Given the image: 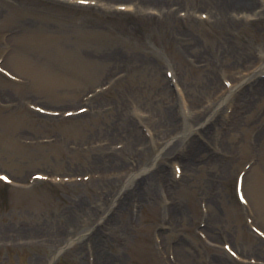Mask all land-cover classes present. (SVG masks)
I'll use <instances>...</instances> for the list:
<instances>
[{"label": "rangeland", "instance_id": "1", "mask_svg": "<svg viewBox=\"0 0 264 264\" xmlns=\"http://www.w3.org/2000/svg\"><path fill=\"white\" fill-rule=\"evenodd\" d=\"M207 3L105 0L81 6L0 0V68L14 78L0 72V174L12 179V184L0 182V264H102L90 236L97 228L102 232L106 206L97 217L76 220L78 225L69 219L79 216V208L98 205L102 196L110 203L123 198L135 173L144 181L145 196L116 215L115 229L104 231V258H111L107 264H216L214 259L223 256L232 259L230 264H264V239L252 230L264 232V197L256 192V182H264V98L248 109L237 99L236 107H218L224 90L248 72L238 65L239 54L249 53L254 60L264 56V18L239 14L243 24L232 32L217 24ZM159 4L171 10L169 18ZM257 10L262 12V6ZM31 37L38 39L29 41ZM195 53L207 54L209 61L201 62ZM167 72L175 77L172 82ZM208 74L216 81L214 97ZM255 80H264V73L254 74L251 82ZM165 86L168 90L161 89ZM102 87L109 88L97 92ZM241 88L234 87L236 93ZM176 90L186 116L175 108L182 124L169 138L156 125L165 101L179 105ZM191 101L201 107H191ZM34 107L52 113L41 114ZM82 108L87 112L65 116ZM235 108L237 123L232 126L228 117ZM199 110L207 114V122L220 114L222 120L211 135L200 137L209 146L201 156L205 163L185 171L181 162L165 156L163 147L168 141L188 140L197 133L194 125L201 129L188 116ZM129 120L145 144L128 143L118 133ZM110 128L116 130L113 136L107 135ZM258 133L261 138L255 139ZM107 152L119 157L129 175L111 178V195L99 183V169L89 165ZM210 153L213 159L207 161ZM174 162L182 169L180 177L174 174ZM143 166H148L146 172ZM160 168L178 183L162 188L154 177ZM35 173L49 180H33ZM240 173L247 206L235 195ZM85 176L89 179L83 180ZM173 201L183 214L170 224L165 207ZM179 240L184 245L177 252ZM69 243L52 262L55 251ZM224 244L241 258H232Z\"/></svg>", "mask_w": 264, "mask_h": 264}, {"label": "bare ground", "instance_id": "2", "mask_svg": "<svg viewBox=\"0 0 264 264\" xmlns=\"http://www.w3.org/2000/svg\"><path fill=\"white\" fill-rule=\"evenodd\" d=\"M105 0H95V2H104ZM148 1V0H147ZM207 4H211L212 8L214 9V13L212 14L215 17V21H217V24H219L220 26L224 27V28H229L230 31L235 32L240 28V25L242 26L243 22H239L238 15L243 13V19L247 18L248 15H251L254 13V15L258 16V18H264V4L262 2V0H207ZM107 3V2H106ZM123 3V2H122ZM117 4V3H114ZM162 5L160 6L159 9H161V13L163 14V17L165 19L169 18V16L172 14L169 9H165L166 6H164L163 4H159ZM260 6H262V12H259L257 10V8H259ZM239 8V10H237ZM236 10L238 11L236 13V15H234V13L236 12ZM259 12V14H255V12ZM240 11V12H239ZM211 12V10H210ZM164 13H170V14H164ZM241 17V18H242ZM258 19V20H259ZM237 25V26H236ZM38 38L36 37H31L29 38V41L32 40H36ZM241 50H239L240 52ZM194 58L196 59H202L200 60L201 62H208L209 61V57L207 56V54L205 53H195L194 54ZM208 57V58H207ZM196 59H194L196 61ZM241 59V60H240ZM239 64L238 65H242L247 67L248 72L244 75L241 76L239 78V80H236L235 83L232 85V87H230L229 90L225 89L223 94L219 97L220 99V104H218V107L221 104H225L227 103L228 107L230 105H234L236 107V102H233V100L237 99V102L239 103V106L242 109H248V107L255 101L260 100L261 98H264V80H255L251 82V79L254 78V74L257 73H264V56H262V58L260 59H251V56L249 55V53H240L239 54ZM215 64V63H213ZM250 68H254V70L252 71V69ZM175 78V77H174ZM207 82H214L213 86H210V89L213 88V90H211L210 94L212 97L213 94H215L217 92V88L215 89V82L213 81V77L210 76L208 74V78H207ZM236 83L237 86L235 85ZM234 87L237 89L239 87H242L240 89L239 96L237 98H235L236 94V89H234ZM224 88V87H223ZM162 90L167 89V86L161 88ZM168 90V89H167ZM164 93L160 94L159 98L164 97V95H162ZM176 94V101H179V105L177 106H173V104H171V102L169 101H165V109L164 112L162 114V118H161V122L158 123V125H156V128H159L161 130H167L168 134H169V138H171V136L179 133L180 131V124L181 121L178 117V114L175 112V108L177 110H179V112L182 113L183 116H186L185 112H184V107L183 106V99L181 98V93L180 92H175ZM196 107L199 108L201 107V104L199 105L198 103L191 101L190 106L192 107ZM211 106L207 107L210 108ZM217 108V106H216ZM235 111L236 108L234 109V111H232L231 115L228 117L230 118V121H232L231 125L234 126L235 123H237V118L235 115ZM216 113V112H215ZM234 113V114H233ZM124 112L121 111L119 116L122 118L124 116ZM219 115V114H218ZM189 120L191 122H193V124H201V129L200 130H194V126H193V130L192 132H197L195 133V135L191 136L188 140L182 141V143L178 142H171L168 141L167 143H165V146L163 147L165 149V156H173V158L175 160H177L178 162H181V164L183 165V169H185V171H192L197 167H200L201 164H204L205 161L201 160V156L206 153L207 151H205V149L207 150V148L209 147L208 145H205L201 142L200 137L205 138L207 135H211V129L220 121L222 120V115L220 114L218 117L216 118H212L207 122V114H205V112L202 111H197V112H189ZM236 118V119H235ZM184 119V117H183ZM197 120V121H196ZM205 120V121H204ZM235 121V122H234ZM133 124L134 122L132 120H129L128 124L126 125L125 130L119 131L118 133L120 135H123L124 137H126V141H128V143H132L134 145H137L135 142H138V145L140 142H143V144L146 143V139L145 137L141 136L140 134H136L134 133V128H133ZM203 124V125H202ZM116 133V130L113 129L109 130V133H107L108 136H113ZM117 133V134H118ZM215 136V134H213ZM217 136V135H216ZM133 137V141H130L129 139ZM255 139H260L261 135L260 133L256 134ZM144 139V141H143ZM103 141L107 142L108 139H103ZM107 146V144H106ZM179 146H181V148H179ZM166 147V148H165ZM160 156V154L155 155V157H153L151 162V166H153L154 161ZM212 157V154L210 153V155L206 158L207 161H209V159ZM213 159V158H212ZM210 159V161L212 160ZM119 157L115 156V153L113 152H107L105 153L103 156H98L95 158H92V160L89 162V165L92 166H96L99 169V173L101 175L100 177V181L99 183L101 185H104L106 188H108V195H111L112 193L115 192V185L113 180L111 179L112 177H115L117 175H121L122 178H124V180L126 178H129V175L127 174L128 172H123L124 168L121 164H119ZM121 163V162H120ZM148 170V166H143L141 168L142 172H146ZM117 173V174H116ZM175 173V172H174ZM37 174V173H35ZM155 178L157 179V181L159 182V184L162 185V188L166 189V188H170L172 186H174L173 183H178L175 180H172L170 178V176L168 175V172L166 171L165 168H160L155 174H154ZM138 174L135 173L134 175L130 176L132 177V182L133 184L127 186L128 189L126 191V193H124V197L121 198H116V196L114 198H116L114 200V202L112 201V203H110L109 201H107L103 196H102V200H99L100 203H98V205L90 206L89 208H84L82 210H77V214L79 216H77L76 214L69 219V221H71V225H78L76 224V220L78 221V223H80V218H89L90 217H97L103 210L105 207L104 212H108L107 214H104V218H102V222H103V226H102V232H100V230L97 228L95 229L90 236V241L91 243V248L93 249V252L95 253V257H97V260L99 261L102 260V264H107V262L111 261L110 257H106L104 258V244H105V230H108V227H111V229H115L118 226V220H115L116 215H120V213L122 211H124L125 208H128V204L129 206L131 205V203L133 202H138V204L140 203V201L142 200L141 198H143L145 196V188H144V181L138 179ZM138 179V180H137ZM136 180V181H135ZM171 180V181H169ZM263 179L260 178L257 182V194L259 197H264V195L262 193H264V186H263ZM129 181H131L129 179ZM168 185V186H167ZM165 191V190H164ZM101 199V198H100ZM213 200V199H212ZM247 200V203L249 204V200ZM109 206V207H107ZM82 208V207H81ZM166 210V219L169 221V223L174 224L178 218L183 214V209H181V205L178 201H173L171 202V204L167 207H165ZM103 215V214H102ZM209 215L207 217V220H209ZM82 218V219H83ZM211 219V218H210ZM68 221V222H69ZM211 223L209 222V225ZM104 225L106 228H104ZM105 236V237H104ZM184 245V241L179 240L178 242H176L175 244V248L177 250V252H179V250H181V248ZM60 251L57 249L55 251V253L53 254V258L55 259L56 256H59ZM232 260V259H231ZM229 258L227 257H218L214 259V262L216 264H230Z\"/></svg>", "mask_w": 264, "mask_h": 264}, {"label": "snow or ice", "instance_id": "3", "mask_svg": "<svg viewBox=\"0 0 264 264\" xmlns=\"http://www.w3.org/2000/svg\"><path fill=\"white\" fill-rule=\"evenodd\" d=\"M81 3H87L88 0H80Z\"/></svg>", "mask_w": 264, "mask_h": 264}]
</instances>
